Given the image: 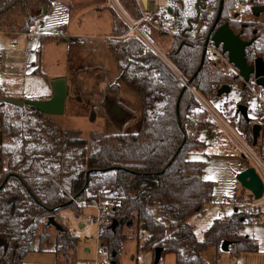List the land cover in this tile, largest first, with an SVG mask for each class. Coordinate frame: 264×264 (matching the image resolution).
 <instances>
[{
    "label": "trees",
    "instance_id": "obj_1",
    "mask_svg": "<svg viewBox=\"0 0 264 264\" xmlns=\"http://www.w3.org/2000/svg\"><path fill=\"white\" fill-rule=\"evenodd\" d=\"M52 2L0 0V31L16 14L15 19L23 20L18 31L29 32L48 13ZM168 2L167 27L178 36L173 38L167 57L182 79L207 99L215 91V84L232 87L240 82L238 75L227 71L216 59L205 57L201 66L204 43L215 30L221 0ZM255 2L252 0L253 8L264 6ZM234 4L235 0H224L217 27L228 22L242 39L256 37L259 45L248 49H256L255 56L264 58V23L238 21ZM134 10L138 15L137 4ZM114 14L109 48L118 61L120 74L108 84L104 97L110 99L104 100V106L109 101L121 106L119 90L120 82H124L140 98V127L135 132L96 130L89 138L83 137L79 129H65L60 136L51 130L49 138H43V126L31 117L43 113L31 105L0 103V130L10 137L9 142L0 141L1 168L6 160L9 177L0 189V264H29L24 259L35 250L37 237L40 243L47 241L45 233H38L40 225L45 229L52 226L42 217L56 216L66 208L79 214L80 208L70 195L82 198L87 190L103 188L120 194L114 213L116 227L110 225L100 232L117 263L121 243L127 239L124 225L145 226L148 236L142 248L163 247L175 253L176 264H217V260L206 261L203 253L212 246L220 248L225 240L231 242L232 254L258 251L256 239L241 231L256 216L251 211L234 209L230 216L217 218L209 226L203 241L197 238L189 220L211 201L214 183L204 176L206 161L192 160L189 154L206 145L200 129L210 125L208 111L166 62L143 51L142 42L128 34L127 22ZM6 30L17 31L11 27ZM247 59L253 63L256 57L248 55ZM241 93L243 103L252 96L245 83ZM124 109L128 118L136 115L134 110ZM16 111L24 116L17 122ZM242 117L243 123L250 125L251 119ZM255 125L249 126L251 141ZM261 149L264 154V146ZM88 172V188L82 192ZM4 180H0V186ZM78 243L79 238L68 228L58 231L57 245H63L64 251H76Z\"/></svg>",
    "mask_w": 264,
    "mask_h": 264
},
{
    "label": "rangeland",
    "instance_id": "obj_2",
    "mask_svg": "<svg viewBox=\"0 0 264 264\" xmlns=\"http://www.w3.org/2000/svg\"><path fill=\"white\" fill-rule=\"evenodd\" d=\"M113 3V0H110ZM126 1V4L122 5L120 4V7L117 8L119 13L118 16L119 19H123L124 16H130L132 19H140L143 17L144 14L150 15V11L145 6L142 7L140 0H124ZM258 2H255V5H264V0H257ZM135 2V3H134ZM149 2L154 3L157 6V9H154L153 12L156 11L158 14V18L161 20L153 21V16L150 15V18L152 22L155 25L161 24L164 26L165 29H169L167 27L168 21H166V17L163 16V13L166 12L168 9V0H149ZM252 0H248L246 5H240L237 0H235L234 4V11L235 13H239L238 21H248V22H261L264 23V10L260 11L258 14L253 12V5L251 4ZM257 3V4H256ZM134 4V5H132ZM137 4L139 7V13L136 15V11L134 10V6ZM117 6V5H116ZM152 13V12H151ZM46 15V14H45ZM44 15V16H45ZM136 18H134V17ZM11 20L5 22V30L0 31V53H2L5 58H2V62H6L8 52L7 48L11 44V41H17V38L13 39L14 35L6 30L8 27H11L12 29H16L17 31L21 29V25L23 23V20L15 19L16 14H12ZM114 19L116 18L115 14H113ZM120 19V21H121ZM16 20V21H15ZM13 22V23H11ZM122 23V22H121ZM120 23V24H121ZM148 25L147 23H145ZM122 26V24H121ZM130 30V29H129ZM174 33V35H165V33L160 32L159 30H156L155 28L151 29V32L154 34V36L160 41V43L166 47L167 51L170 49L173 38L177 37L176 32L174 29H169ZM176 33V34H175ZM173 38H172V37ZM26 36H20L18 37L20 41H22ZM21 44V43H20ZM259 45V44H258ZM205 47V46H204ZM256 50V49H252ZM12 51V50H10ZM18 51V50H13ZM39 55V52L37 53ZM20 56H23L20 54ZM65 56V55H63ZM65 59V58H63ZM216 59V58H215ZM214 59V60H215ZM61 59H59L58 64L54 63L52 65L48 60H44L43 63L39 64L37 63V68H42L44 72H46L49 75H52L56 72H64L67 70V74L69 76V63L67 61L60 62ZM218 60V59H216ZM2 62L0 64H2ZM65 63V64H62ZM13 66H15L12 70H18L20 67V64L17 61H14L12 63ZM3 69L0 70V80L6 85V86H13V83L18 81L17 76L14 75H8V73L5 72V66L6 63L2 64ZM80 68V71L83 72V76H81V82L84 84V89L80 88L77 83L72 81V73H70V81L73 84L72 89L70 90V93L67 98V106L65 114L63 115H38V117L31 115L32 118H37L39 122V126H43V138H49L48 133L52 130L56 131V135L60 136L62 132L67 128V126L71 127H79L84 128L86 127V122L88 123V131L85 129L86 135L90 134L92 131H96V126H100L99 123L100 117H104L105 114L106 117V128L105 129H99L97 131H104L105 133H119V132H135L139 129L141 124V118L138 115L131 116L128 118L129 114H126V116L123 119H115L113 117V114L115 113L114 109L116 107H119L121 109V106L115 105L114 102L107 103V106H104V100L107 102L108 96L106 98L104 97V92L100 87V83L103 82V79H100V70L98 71L97 68L94 70L93 67L91 69H87L86 65L79 64L77 69ZM227 71H230V73L237 74V71H235L233 68H230V66H227ZM103 75V73L101 72ZM91 75V76H90ZM251 86H253V79L250 80ZM127 85V84H126ZM244 82L241 80L240 82H236L232 86V91L229 94L223 95L221 97H217V91L213 92L212 95L209 97V99L203 97L202 95L196 96L198 100L202 97L204 101H206L211 107H213L225 120V122L228 123V125L240 132L242 135H246L248 143L252 146L254 150L257 152L261 149V146L264 143V130H260L259 139L257 146L252 145V141L250 138V127L253 125V123H259L255 118H257L259 115L257 113H254V111L249 108V115L248 119H251L250 125H246L243 123V117L242 115L237 112L238 105L239 104H246L248 106H252L251 104L253 101H250V99L253 97V90L250 89V86H247L249 90L252 93V96L246 100L245 103L241 102L242 98V88H243ZM218 84H215L214 87H217ZM221 86V85H220ZM121 87V86H120ZM257 91H259V88H256ZM120 92V90H119ZM126 90L123 91L125 93ZM110 99V98H109ZM121 97L119 96V100ZM202 104L201 99L199 100ZM250 103V104H249ZM120 104L125 106L124 108L128 109V106H126L124 103ZM203 106V104H202ZM204 107V106H203ZM204 109H206L204 107ZM107 110V111H105ZM208 114L206 113L207 119L210 121V125L207 126L208 128H214L212 126L213 117L208 109H206ZM10 111H14L13 109ZM29 112L28 109H26V112ZM69 113H73L75 115H82L83 119L81 121H84L85 123L78 122V119H69L66 118V120L63 119V116H66ZM112 114V115H111ZM24 116L21 115V113L15 114V122L18 121V119L23 118ZM69 117V116H68ZM128 118V119H127ZM111 121L112 123H110ZM110 123V124H109ZM264 127V126H263ZM94 128V129H93ZM1 129V128H0ZM83 129V130H84ZM215 129V128H214ZM80 131L82 129H79ZM91 130V131H90ZM221 131V130H219ZM221 142L218 141H211L213 148L209 149L208 153V159L206 164V173L210 179H212L214 183L213 191H212V199L209 201L202 212H199L195 215H193L190 218V223L194 226L195 234L197 238L201 241L205 238V232L209 228V226L218 218L222 219L225 217H228L232 214L234 211V207L231 206H221L220 203H218L221 199L224 197L231 196L236 191H241L242 186L236 181V178L234 180V176L231 173V167L237 166L241 164H245L248 162V166H250L253 162L251 158L245 157V155L242 153V148L238 144V142L233 139L228 133H225L221 131ZM42 132L40 133V135ZM82 134V136H84ZM88 137V138H89ZM8 139L10 140V137L4 136L1 133L0 130V141L7 142ZM9 142V141H8ZM12 143V142H11ZM262 152V151H261ZM263 154V152L261 153ZM8 172L7 163L5 160L4 168H1L0 164V180L6 178V174ZM96 190H87L85 197L87 195H92L95 193ZM247 191V190H246ZM264 209V208H263ZM223 212L222 215H218V211ZM245 211H251L252 213L256 214V216L252 217L251 220L244 224L241 231L245 235H249L256 239L259 245V250L256 252H242L239 255H235L231 253V246L229 250L225 251L222 249V246L220 248H216L215 246L209 247L204 253L203 257L206 261L209 263H213L215 260H217V264H264V217L261 215V212L264 210H258V209H240ZM82 211L80 210V213ZM79 213V214H80ZM79 214H76L75 209H63L57 213L55 216L57 222L63 227H66L70 230L72 235H75L79 238V243L76 247V251L71 250L68 248V251H64L65 248L63 245H60V247L57 245V237H58V230H56L55 227L51 226L48 229H45L43 224L40 225L38 229V233H45V238L47 241H44L43 243H40L39 237H37L35 242V250L30 251L25 256V262L29 264H95L97 260L99 262L104 264H153L154 258H155V250L152 248L143 249L142 246L145 243V240L148 236V233L146 230H144L140 225H133V226H127L124 225L122 230L123 233L126 234L127 239L122 241L121 243V250L120 254L118 256V263L117 259L115 260L112 257V254L110 252V249L107 247L106 241H103L107 252L98 254V244H99V233L100 228L97 224L92 223L88 220H84L85 223L84 227H80V223L78 220L75 219V216H78ZM255 220L256 223H252V221ZM92 237L93 240L89 241L88 238ZM90 247L91 251H85V247ZM58 253V255H57ZM176 256L175 253L170 252L166 249L162 252L161 259L159 261V264H176Z\"/></svg>",
    "mask_w": 264,
    "mask_h": 264
},
{
    "label": "crops",
    "instance_id": "obj_3",
    "mask_svg": "<svg viewBox=\"0 0 264 264\" xmlns=\"http://www.w3.org/2000/svg\"><path fill=\"white\" fill-rule=\"evenodd\" d=\"M140 1L143 7V2L142 0ZM119 3L125 5L126 1L113 0L112 3L110 0H53L48 13L33 25L29 32L10 31L14 35L13 39L17 38V41H11L10 46L6 47L8 56L6 62L3 61L2 64L6 63L5 72L11 76H17L18 81L14 82L13 86H6L0 80V99H48L54 92L51 81L58 77L66 78L69 86V92L67 94L68 98L70 90L73 87L69 78L70 73H72V81L77 83L80 88L84 89V84L81 82L83 72L80 71V68L77 69L79 64L86 65L87 69L93 67L94 70L96 68L98 71L100 70V79H103V82L100 83V87L102 89L104 88L103 90H106L108 84L113 83L120 74L118 61L109 48V41L113 38L114 34L113 14L115 12L119 13L117 9L120 7ZM154 9H157L156 5ZM23 35L26 37H23L24 39L20 41L18 37ZM43 37H46L44 41ZM248 50L249 49L247 48V52ZM38 52L39 55L37 54ZM20 54L23 56H20ZM2 58H5L3 54ZM59 59H61L60 62H64L65 60V62L67 61V63H69V76L67 70L49 75L44 72L42 68H37L36 66L37 63L41 64L44 60H48L52 65H54V63L58 64ZM14 61H17L20 64L18 70H12L17 66L12 65ZM2 64H0V70L3 69ZM120 86L119 96L121 97V103H124L128 108L134 110L136 115L140 116L142 106L139 96L124 82H120ZM124 90H126L125 93H123ZM0 103L3 102L0 101ZM124 107L125 106L121 105V109H114L115 113L113 114V117L116 119H123L126 116V110ZM254 113L259 115L255 118L259 122L256 124L262 125L261 129L264 130V118H262L260 113ZM105 116L107 117L106 114ZM105 116L100 117L99 123L101 125L96 126V129L93 128L94 130L106 128L105 123L107 121ZM66 118L78 119V122L85 123L84 121H81L83 116L79 114L75 115L69 113V115L67 114L66 116H63L64 120H66ZM109 122L112 123L111 121ZM67 128L82 129V134H84L86 133L84 128H86V130L88 129V123L86 122V127L84 128H79L77 126H67ZM221 134L223 133L216 128H201L200 138L206 142V145L193 150L189 154V158L192 160H205L207 162L206 159H208L209 156L208 150L213 148L211 141L214 140V142H221ZM83 137L88 138L89 134H84ZM251 143L254 145V139ZM262 144V146H264V143ZM254 146H257V144ZM250 166L253 165L251 164ZM250 166H248V162L245 164L243 163L240 166H232L230 170L234 176V180L238 173ZM206 167L207 164L205 165L204 176L206 179H210L206 173ZM236 181L241 185L237 178ZM242 189L244 191L247 190L243 186ZM221 201L222 199L218 203L221 204ZM263 208L264 206L261 207V210H264ZM219 211L218 215L220 216L223 212L221 210V213H219ZM261 215L264 217L263 211ZM79 223L80 227L85 226L84 222ZM84 249L88 252L91 251V248L87 246Z\"/></svg>",
    "mask_w": 264,
    "mask_h": 264
},
{
    "label": "built area",
    "instance_id": "obj_4",
    "mask_svg": "<svg viewBox=\"0 0 264 264\" xmlns=\"http://www.w3.org/2000/svg\"><path fill=\"white\" fill-rule=\"evenodd\" d=\"M237 2L240 5H246L248 0H237ZM150 15L154 17L153 21L161 20L158 18V14L156 13V11L155 12H153V10L150 11ZM150 15L144 14L143 17L140 18L139 20L132 19L130 16H124L123 19L127 22V24L130 27L128 34L138 38L142 42L143 51H150L156 54L179 75V77L184 82V84H187L188 82L182 79L178 71L169 61L167 57L166 47H164L160 43V41L154 36V34L151 32V29L155 28L156 30L165 33V35L167 36L174 35V33L169 29H165L162 24L161 26L155 25L152 22ZM166 15L167 13L164 12L163 16L166 17ZM145 23H147L148 25H146ZM176 36H178V34H176ZM254 44L258 45L259 42L255 41ZM205 48H206L205 57L209 59H215V58L218 59L220 63H223L226 66H230V68H233L235 71H237V74L239 76L238 70L229 63L227 55H225L222 52L221 48H217L213 42H210ZM255 52H256L255 50L248 51L247 55H253L254 57H256ZM1 59H2V54L0 53V63L2 62ZM240 78L242 79V77ZM244 83L247 84V86H250L251 87L250 89H252L254 92L253 97L250 99V101H253V103L251 104L252 105L251 107L248 106V111L249 108H251L254 112L260 113L262 115V118H264V87L258 85L255 78H253V86H251L250 81ZM188 88L196 96L201 95L198 91L192 88L190 84ZM219 88L220 85L218 84V86L215 87V91H218ZM256 88H259L260 90L257 91ZM200 99L202 101L203 106L209 110V112L213 117L212 126L225 133H228L231 137H233V139H235L238 142V144L242 148L241 151L245 155V157L251 158L253 162L252 165L253 167H255L257 173L261 177L264 184V154H261L262 153L261 150H259L258 152L254 150L252 146L248 143L246 135H242L240 132L232 129L213 107H211L206 101H204L202 97ZM70 198L71 201L74 202L82 211L78 216H75V219L78 220L79 222L88 220L92 223H95L99 226L100 232L102 231L103 228L113 224L114 213L120 201V194L118 191H112L108 188L106 189L103 188L96 190L94 194L87 195L86 197L84 196L82 198H78L77 196L70 195ZM226 205L234 207L235 209L237 208V209H247V210H252V209L261 210V207L264 206V191L260 198H256L253 192L250 190L247 191L242 190L241 192H235L231 196L224 197L222 199L221 206H226ZM219 213H221V211H219ZM49 217L50 216L48 215L43 216L42 221L48 222ZM252 223H256L255 220H253ZM88 240L91 241L93 240V238L89 237ZM58 246L60 247V244ZM105 252H107V250L99 233L98 254L100 255ZM95 264H104V263H101L99 262V260H97Z\"/></svg>",
    "mask_w": 264,
    "mask_h": 264
},
{
    "label": "water",
    "instance_id": "obj_5",
    "mask_svg": "<svg viewBox=\"0 0 264 264\" xmlns=\"http://www.w3.org/2000/svg\"><path fill=\"white\" fill-rule=\"evenodd\" d=\"M143 5L148 8L149 11L154 10L155 5L149 0H142ZM223 2H220V8L218 12V16L216 18L214 28L215 30L211 33V35L205 41V47L210 43L213 42L217 48H221L222 52L227 55L228 61L231 65H233L239 72V76L242 77L244 82H249L251 78H255L257 84L264 87V58L257 57L253 63H249L247 59V48L252 46L255 41L256 37H253L250 40H244L240 37L239 34H236L233 29L230 27L229 23L226 22L217 27L220 15L223 9ZM264 10V6H259L253 8V12L258 14L260 11ZM46 11V10H45ZM204 47V54L201 61V66L204 62L205 55H206V48ZM53 86V95L48 99H17V98H2L0 99L1 102H8L19 107H24L25 105H31L39 112L46 114V115H62L65 113L66 109V98L69 92V86L67 84L65 77H58L51 81ZM190 82L185 84V88L188 87ZM232 91V87L230 85H222L218 91L217 95L222 96L225 94H229ZM119 108V107H116ZM179 106H177V109ZM237 112L241 113L242 116L248 117V105L246 104H239ZM262 125L256 124L254 126L253 132V139L254 145L257 144L260 130ZM88 174L87 173V181L85 187L82 192L86 191L88 188ZM8 176L5 178L4 182L1 184L0 189L3 188L6 181L8 180ZM237 180L241 183V185L253 192L256 198H260L264 191V184L257 173L255 167L250 166L247 169L241 171L236 176ZM237 209V208H236ZM50 224L55 227L58 231L62 230L63 227L60 225L55 216L51 215L49 217ZM117 225V221L114 220L112 224V228H115ZM145 229V226L143 227ZM231 246V242L225 240L222 244V249L227 251ZM164 251L163 247H156L155 249V264L159 263L161 259L162 252Z\"/></svg>",
    "mask_w": 264,
    "mask_h": 264
},
{
    "label": "flooded vegetation",
    "instance_id": "obj_6",
    "mask_svg": "<svg viewBox=\"0 0 264 264\" xmlns=\"http://www.w3.org/2000/svg\"><path fill=\"white\" fill-rule=\"evenodd\" d=\"M225 67H227L225 64H223Z\"/></svg>",
    "mask_w": 264,
    "mask_h": 264
}]
</instances>
